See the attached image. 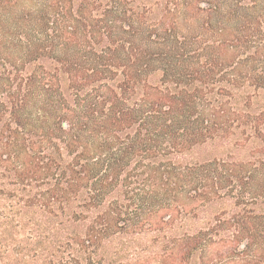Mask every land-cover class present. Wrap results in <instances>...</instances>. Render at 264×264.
Listing matches in <instances>:
<instances>
[{"label":"trees","instance_id":"16d2710c","mask_svg":"<svg viewBox=\"0 0 264 264\" xmlns=\"http://www.w3.org/2000/svg\"><path fill=\"white\" fill-rule=\"evenodd\" d=\"M16 233L0 264H264V0H0Z\"/></svg>","mask_w":264,"mask_h":264},{"label":"rangeland","instance_id":"374dc122","mask_svg":"<svg viewBox=\"0 0 264 264\" xmlns=\"http://www.w3.org/2000/svg\"><path fill=\"white\" fill-rule=\"evenodd\" d=\"M15 240L13 242L10 241V239L8 237H4L3 235H0V241H2L3 243L8 244V248L12 249L13 247H15V245H19L21 243V239H22V234L21 233H16L14 235ZM19 242V243H17ZM1 248V245H0ZM4 248H1V250H3Z\"/></svg>","mask_w":264,"mask_h":264}]
</instances>
